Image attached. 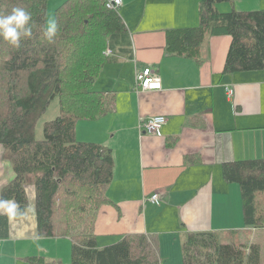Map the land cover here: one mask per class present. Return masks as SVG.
<instances>
[{"label": "crops", "instance_id": "obj_1", "mask_svg": "<svg viewBox=\"0 0 264 264\" xmlns=\"http://www.w3.org/2000/svg\"><path fill=\"white\" fill-rule=\"evenodd\" d=\"M122 1L119 13L130 33V51L108 50L112 57L92 86L112 96L114 109L101 120L76 124L79 140L105 145L114 157L108 201L95 223L98 246L126 235L153 236L160 264H183L179 236L183 243L189 233L211 231L222 244H254L261 251L264 230L245 226L241 188L224 179L223 166L264 159V70L224 74L228 35L209 36L202 61L168 51L167 31L198 26L202 0ZM217 9L260 11L264 0H230ZM149 68L161 78V90L136 88V74ZM157 115L168 118L160 132L141 133V121ZM3 155L0 146V193L15 177ZM157 192L160 199L151 201ZM28 197L34 211L10 223L9 239L0 242V264H29L30 256L48 260L50 242L71 245L72 251L70 238L38 234L31 186Z\"/></svg>", "mask_w": 264, "mask_h": 264}, {"label": "trees", "instance_id": "obj_2", "mask_svg": "<svg viewBox=\"0 0 264 264\" xmlns=\"http://www.w3.org/2000/svg\"><path fill=\"white\" fill-rule=\"evenodd\" d=\"M49 0H0V15L15 7L32 16V37L19 49L0 39V146L15 177L0 193L28 210V187H33L38 234L70 238L69 264H160L156 239L126 235L100 248L96 219L108 201L114 176L112 150L81 141L76 124L97 121L114 109L112 96L92 91L105 64L120 50L130 51V33L119 10L106 0H67L55 10L57 33L44 36ZM230 0H202L199 25L167 31V48L178 57L201 59L209 36L228 35L232 42L223 73L264 70V10L219 12ZM53 98H60V116L44 125L37 140L36 126ZM224 179L240 186L246 227H264V159L223 166ZM10 223L0 216V241L9 239ZM259 247L222 244L216 232L189 233L183 241V264H260ZM29 264H65L41 256Z\"/></svg>", "mask_w": 264, "mask_h": 264}, {"label": "clouds", "instance_id": "obj_3", "mask_svg": "<svg viewBox=\"0 0 264 264\" xmlns=\"http://www.w3.org/2000/svg\"><path fill=\"white\" fill-rule=\"evenodd\" d=\"M32 16L24 8L15 7L11 14L0 15V39L19 49L24 38L32 37ZM57 33V25L54 20H49L44 31V36L48 42H53ZM28 210L34 211V208ZM20 205L15 199L0 198V216H6L9 223L21 214Z\"/></svg>", "mask_w": 264, "mask_h": 264}, {"label": "rangeland", "instance_id": "obj_4", "mask_svg": "<svg viewBox=\"0 0 264 264\" xmlns=\"http://www.w3.org/2000/svg\"><path fill=\"white\" fill-rule=\"evenodd\" d=\"M63 2H64V0H49L48 1L46 25H47V22L49 20H54L56 22L55 10L58 8L59 5L61 6V4ZM106 2H107V0H106ZM60 115H61L60 114V98H53V100L51 101L50 105L48 106V108L46 110V113L43 114V116L41 117V119L37 123V126H36V138H37V140H42L44 138V134H43L44 125L47 124V122L54 121ZM81 126H87V123H81ZM2 149H3V147H2ZM3 153H4V151H3ZM3 159H4V155H3ZM7 163H9V162L7 161ZM7 166H8V168H10V171L13 172V170L11 168L12 167L11 164L9 163ZM256 229L264 230V227L256 228ZM241 233H243V231L239 232V234H241ZM262 237L264 238V234L262 235ZM181 241H182V238H181V236H179L178 242H180V243H177V246L179 248V252L183 255V243ZM219 241H221L220 238H219ZM98 243H99V245L102 246V245H106L107 242L105 241V239H98ZM233 245H236V246L241 248L243 246H250V245H254V244H241V243L240 244H234L233 243ZM70 247H71V245L68 246V245H66V243L57 244V243L50 242V243H48V245L46 247V250L48 249V252L46 253V257H49L48 260H50V261L57 260V259H63L66 263L67 262L70 263L71 259H72V253H71L72 251H70ZM260 248H261L260 252H261V254H263V262H264V244H263V247L261 245Z\"/></svg>", "mask_w": 264, "mask_h": 264}, {"label": "built area", "instance_id": "obj_5", "mask_svg": "<svg viewBox=\"0 0 264 264\" xmlns=\"http://www.w3.org/2000/svg\"><path fill=\"white\" fill-rule=\"evenodd\" d=\"M106 6L110 10H119L123 6L122 0H107ZM110 51L107 52V55H110ZM136 88L139 90H161L162 81L161 78L153 72V70L146 69L142 73L136 74ZM229 95L233 94L232 90L228 91ZM168 118L166 116L157 115L148 120L141 121L139 125L140 132L145 131L149 134H158L160 130L167 124ZM160 199V194L157 192L152 196L151 200L153 202H158Z\"/></svg>", "mask_w": 264, "mask_h": 264}]
</instances>
